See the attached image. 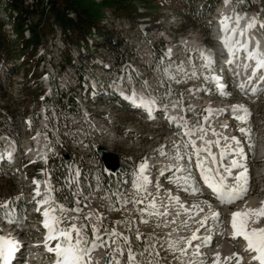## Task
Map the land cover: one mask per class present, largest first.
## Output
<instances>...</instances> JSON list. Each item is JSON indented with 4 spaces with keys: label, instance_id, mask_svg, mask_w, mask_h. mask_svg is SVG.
Returning <instances> with one entry per match:
<instances>
[{
    "label": "rangeland",
    "instance_id": "obj_1",
    "mask_svg": "<svg viewBox=\"0 0 264 264\" xmlns=\"http://www.w3.org/2000/svg\"><path fill=\"white\" fill-rule=\"evenodd\" d=\"M102 1L87 0L88 3L95 4L96 6H99ZM6 2L7 0L0 1V22H4V32L13 40L14 37L10 35L12 25L8 21L7 13L3 10ZM212 3L213 0H183L177 2L170 0L169 3L160 0L157 3L159 10L157 8L148 9L138 4V11L145 9L144 15L146 16L144 17L150 18L149 15L152 14L159 15L160 17L158 25H153L152 22H148L150 25L146 23L145 28L147 27L149 30L146 28L145 31L131 26L127 21L116 19L113 21L109 17V13L113 12L114 14V11L110 8L99 9L100 18L98 27L106 30L115 28L123 40L124 49H120L119 55L116 56L119 59L121 57L129 59V65H126L124 69L121 68V70L125 72L132 70L134 79H139L141 87L143 90H147L149 94L150 92L152 93L155 85L157 89V83L153 79L159 73L156 69L155 74L157 75L153 76L148 72L145 73L143 69L144 66L149 64L144 48V40L147 37H152L156 40L157 36L165 32L170 35L168 38L169 47L177 49L181 43V50L186 56H189L193 70L187 69L181 75L182 80L180 82L177 80L171 81L174 84L172 86L174 91L172 89V92L175 98L173 95L172 98L170 97L169 88H167L166 93H164V88H159L160 93L166 96L160 101L162 104H159L160 107L169 105L173 101L176 104L180 102L179 104L182 107L184 115L180 126L177 124L173 126L169 124L164 125L166 123L162 117L167 116L165 113H162L160 119H156L161 123V126L154 125L146 122V120L129 115L127 111L116 104H109L110 106L106 108H102V105L99 107L92 104V111H84L85 113L81 117H75L68 109L66 110L61 106L63 103L66 106V102H61L62 99L59 100L58 92L61 93L65 89L66 91L64 92L73 99L74 104L75 102L80 104L85 101L82 97L85 92L83 90L79 91L75 87L77 83L75 76H70V79L67 76L64 78L59 77V70L63 63L57 58L52 57L53 55L51 54L49 57L52 58L45 66L50 75L39 80L37 83L30 79L32 73H34L33 60L31 58L29 60L32 62V68L21 67L18 62H14V66L17 68L16 71L10 77L6 75L0 76V103L6 106L4 107V111L0 110V178L2 179L0 180V204L7 203V206L12 205L15 208L17 204H20L18 202H21L22 206L24 205L26 209L24 223L18 221L11 213L8 214L12 217L13 223L7 222V219L4 222L0 219L1 238L10 240L13 243H19L21 255L14 260V264H36L35 261L28 258L29 261H22V258H24L22 253L26 250L27 243L35 246V249L30 252L32 258L39 256L46 249L45 242L48 230L44 227L45 217L43 216V212L48 207L49 209L53 207L57 209L55 215L61 221L57 225L58 228L68 230L72 225H76L77 228L83 229L82 233L89 241L96 240V237H99L100 239L96 240L97 244L101 240L106 242L102 247H98L92 251L90 256H87L88 258H92L98 251H102L101 253L105 257V261L109 263V257L112 256V244L117 242L121 247V256L118 264L191 263L194 260L193 256H195V249L192 248V246L194 247L191 240L192 235L193 233L197 234L199 230H204L206 224L213 222L211 220L212 213L218 212L223 219L215 222L217 224L216 227H222L226 222H230V215L236 211V206H231L230 208L224 207L218 204L217 200H209L197 189L206 187H204L202 180L197 175V163H195L196 161L193 158L195 147L192 146L191 141L185 133L199 127H204L216 139L218 144L217 151L219 149V152L225 151L227 154H230L233 151L231 147H234L231 144L233 136L236 135L240 139L246 138L245 116L250 113L254 116V129L250 128L249 131L252 134L251 137H254L256 140L250 138L248 147L252 149L254 146V150H256L260 123L261 128H264V124H262L264 122V103L252 105L249 100H254L255 97L251 99L247 98L245 94L238 92L233 85L229 86V91L226 92L219 89L221 85L217 88L212 83L208 59L205 56H199L190 47L191 45H188V43H184V45L182 40L190 41L194 46L196 45L194 41H196L201 48L207 52L211 51L207 49L210 40H213L215 37L211 33L214 29L215 20L221 18L220 20L222 21L225 17L228 18L231 13L226 12V9L231 10L233 8L239 13L249 12L255 14L259 20H264V3L261 0H229L227 3L225 0H220L216 5ZM228 3L232 7L226 6ZM211 8L213 9L212 12H210ZM221 21V28H223ZM231 21L236 25L230 27L238 26L236 20L227 19L226 23L228 24ZM256 27L259 29L258 25ZM150 31H152V34L148 33ZM51 32L52 29L49 30L46 40L51 37ZM97 40V43H103L99 36ZM68 42L71 47H69L67 55L72 53V58L74 59V57H77L76 52L78 51H76L75 46L69 38ZM88 43L91 46V42L89 41ZM95 48L96 46L90 48L89 51L80 49L81 52L85 53V56L82 59L80 58L78 62L85 64L84 69H82L84 70V79L92 74L99 76L100 83H102L101 91H104L106 79L100 76L102 74L101 69L91 66L88 59H91L94 55H98L99 58H105L109 55L103 56L104 53L96 51ZM108 58L109 62H107L109 66H112L115 59L112 55ZM180 59L177 64L183 66V63L187 60L184 56H181ZM164 61L166 60L164 59ZM164 61L162 62L164 63ZM40 71L41 69L38 72L40 73ZM116 71V69H113L110 74L114 75ZM161 72L163 82L165 83V87H167L163 69ZM117 75L119 81L126 82L130 80L128 76H121L118 73ZM152 82L155 83L153 86L150 84ZM26 83L27 85H25ZM25 86H30L31 90L36 88L38 94L45 89V93L38 99L32 98ZM159 91L155 96L159 97ZM220 97L223 99L222 102H218L220 101ZM44 98H50V100L47 102ZM34 100L36 101L34 102ZM91 100L89 98L86 102ZM106 102L109 103L108 100ZM234 106L247 109V114L241 110L242 115H232L227 108L229 109ZM210 107L215 110L219 109V107H224L222 108V112H226V115H218L211 118L208 116L209 113L210 115L213 114ZM209 109L210 111H206ZM203 116L204 118L202 119ZM113 117L117 119L115 128L117 141L111 144L113 141H109L110 137L104 133L109 128H104L101 124L107 119L112 121ZM238 117H243L244 119L241 120ZM222 122H226L225 127L221 125L224 124ZM131 127H135L136 129L132 146L130 144L131 136L129 131ZM84 129L86 130L84 131ZM241 129L244 131H241ZM40 132L44 135L46 143L37 154L39 156L37 158L35 154H28L26 152V146L35 148L34 139ZM81 133L87 135L91 141L89 145L90 151H83L82 144L78 141L80 140ZM140 135H142V142L139 144ZM174 135L176 137L175 140H173ZM71 136H77V139H73ZM8 141H11L14 146L12 151L14 155L13 159L8 156ZM105 149L110 152L113 151L116 157L114 165L108 169H106L99 157V152ZM70 150H72V153L78 154L81 159V166L79 168L71 159L73 155L68 154ZM158 154L161 155L160 158H162L163 163L167 165L172 163L174 164L173 167H177V163L179 162L177 157H183L180 163L185 162L183 172L174 170L176 172L171 175L166 184H163L162 191L153 179H150V182L144 183L140 175H135V177L124 175L121 177L125 169L133 166V162L136 159L148 161L151 156V160L153 156L158 157ZM219 155L222 154L220 153ZM232 155H229L227 160L224 158L223 163L225 168H231L232 160H237V158H232ZM49 156L53 158L62 157L67 163L65 166L66 178L64 179V187L74 197V206L72 207L56 200L53 193V181L48 177V172L36 166L39 161L43 165L45 159ZM241 165H243L241 170L240 168H232V177L234 178L238 173L243 171V168L247 167V173L250 174L248 181L251 185V197H248V199H256L258 200L257 205H261L264 202V176H261L264 173V157H261V155L259 158L258 156L256 157L255 151L254 157L250 158L249 163L246 164L244 161ZM77 170L80 176L78 184L76 183L77 176L75 177ZM95 171H98L100 183H96L97 176H95ZM101 171L103 174L109 172L113 176L120 175L119 178L121 180L126 178L125 187L123 190H118V193L113 198L111 192L108 188L105 189L102 183L103 178L99 175ZM36 173L38 176H41L39 180L34 179ZM83 175L85 178L82 183L81 177ZM36 181L39 183L43 182V184L46 183L45 185H48L49 192L44 194V192L41 193L39 191L40 195L37 196ZM74 183L76 184L75 187H71ZM41 188L39 186V189ZM144 190L147 191L145 194ZM156 192H158L159 197L165 198V202L169 201L168 208L164 205L160 208V211H157L151 207V201L157 197ZM42 194L48 195L49 203H38V201L45 199ZM174 196H179L180 206H172L171 203H173L172 199L175 198ZM140 197H143V200ZM135 199L136 201H140V204L143 207L145 206V208H142V211L138 210L136 215H132L131 211H133L132 207ZM147 204H150V206L146 207ZM44 205H47V208ZM8 208L3 209L1 212H8ZM61 208L64 209L63 213L59 212ZM201 209L203 211H200ZM176 212L180 214L181 218L174 225L173 223L177 216L173 215V213ZM91 215H94L96 220L93 217L92 221ZM205 217L208 218L207 223L201 227L199 221ZM261 224L262 227L264 223L261 222ZM93 228L97 230L95 233L93 232ZM197 228L199 229L198 231ZM113 233L117 235L113 236ZM72 235L73 240H75V233ZM187 239L191 240L192 245L189 246L186 242L188 241ZM219 240L216 239L217 242ZM174 241L183 242L173 246L170 242ZM16 243H14L16 250L15 254H13L14 256L19 253L16 249L18 247ZM47 243L49 247H55L58 241L51 240ZM213 244H217L215 243V239L213 240ZM88 246L90 247L91 245L89 244ZM130 253L135 257V260H129ZM207 254L209 255L206 257L207 259L204 261V264H214L216 260L214 251L207 252ZM230 254L233 256V250H230L229 254L222 253L220 256L221 264H224L225 258L229 257ZM236 262L233 259L227 261V264H235Z\"/></svg>",
    "mask_w": 264,
    "mask_h": 264
},
{
    "label": "built area",
    "instance_id": "obj_2",
    "mask_svg": "<svg viewBox=\"0 0 264 264\" xmlns=\"http://www.w3.org/2000/svg\"><path fill=\"white\" fill-rule=\"evenodd\" d=\"M8 1V0H7ZM47 1V0H46ZM7 3V2H6ZM27 3H31L33 4V0H27ZM140 13L144 14L145 9H142L139 11ZM72 16V15H71ZM149 17H142L138 20L137 24H132V22H130L127 19H120L117 16H115L113 14V12L109 13V17H111L113 19V21L116 20H122V21H127L131 24V26H135L137 29H141L142 31H145V24L148 22H152L153 25H158L159 24V20L160 17L159 15L156 14H152L149 15ZM8 17V15H7ZM154 17L156 19H154ZM9 18V17H8ZM8 21L10 22V19H8ZM261 22H263V20H261ZM11 23V22H10ZM30 23V22H29ZM29 23H27L25 25V31H24V35L25 38L29 39L31 37L30 34V29H29ZM12 25V24H11ZM148 25H150L148 23ZM220 22H218L217 20H215V25H214V29L212 30V34L215 36L213 40H210L209 42V47L207 50H211L212 51V55H213V59H211L210 61L208 60V64H209V69L211 71V77H212V83L214 85H216L217 88L220 87L221 85V89L222 87H226L227 91H229V86H234L238 92L243 93L246 95L247 98L251 99L252 97H255L254 100H249L252 105H261L262 103H264V79L261 80V82L257 83V88L252 91H243V89H240V86L238 84L237 78L235 77V75L233 73H231V71L233 70L231 62H227V58L225 57V52L220 50V45H223L224 43H222L223 41V35L220 34V32H218L217 28L220 26ZM107 28V27H106ZM147 30H149V28H147ZM153 31V30H152ZM152 31L148 32L152 34ZM51 37L48 38L46 40L45 43H43L42 45L39 46L38 48V54L37 57H41V60L39 62L38 68L37 70L39 71V69H41L40 71V76L35 80V83H37L39 80L46 78L48 75H50L47 70L45 68L46 63L49 62V60H51L52 57L57 58L58 60L61 61V63H63L61 65V68L59 70V77L60 78H64V77H69V79L73 76H75V79L77 80V83L75 85V87L81 91L83 90L85 93L84 95H82L83 99L85 101H83L82 103H78V102H73V99L70 100V102L72 103V107L71 109H68L69 112L73 113V115L77 118L81 117L82 114H84L86 112H89L91 110V105H97V106H101L102 108H106L109 107L110 105L116 104L121 106L122 109H124L125 111L128 112L129 115H133L136 116L137 118L141 119V120H146V122H150V115L149 113H147V115H145L144 110H142L141 112H134L133 110H131V108H133L135 106V103L138 101V99H141V97L134 95V90L137 88H140L142 85H140V81L139 79H134V76L132 74V70L130 71H124L121 70L124 69L126 67V65H129L127 58L125 57H121L120 59L123 58L122 62H118L119 58L117 57L120 53V49H124L123 46V40L120 38L119 33L115 30V28L106 30L104 28L98 27V28H93L91 31V34L86 36L84 39L79 40L78 43H75L72 41V37L73 34L70 31H63L62 29H60V27L56 24H52V32H51ZM155 33V32H154ZM105 34H107V36H109L110 39V43H108L105 39ZM156 34V33H155ZM257 34L261 37L264 36V27L260 29V31H257ZM10 35H12L14 37V39L16 38L15 33L13 32V28H11V33ZM100 37V39H102L103 43H97V37ZM157 36V35H156ZM170 35H168L167 33H163L160 36H157L154 40L152 37H147L146 40H144L145 43V52L147 55V59L149 61V64H147L146 66L143 67V69L145 70V73H149L152 74L153 76L157 75L155 74V70L157 69V72L159 73L154 80L155 83H157V89H156V85L154 86V90L152 89V93L150 92V94L147 92V90H144V93L147 94V96L152 97L154 96L157 103L161 104L160 101L163 100L164 97H166L165 95H162L159 91V88H164V93H166L167 88L170 89L169 93L171 94V98L173 95L172 92V86L174 84L171 83V81H175L177 80L178 82H180L181 79V75L187 71V69L189 70H193L192 66H191V62H190V58L189 56L186 54H184L182 52V48H181V43L178 46L177 49H173V47H169L168 45V38ZM68 38L71 41V43L75 46L76 48V56L74 57V59L72 58V53H70L69 55H67V53L69 52V42H68ZM91 42V46L88 42ZM68 42V43H67ZM114 46L115 48H117V51L113 52L111 51V48L109 46ZM72 45V46H73ZM161 45H163L164 47V53L163 54H157V51H159V49H161ZM95 50L100 52V53H104L103 56H110L112 55L115 59V61H113L112 66H109V56L105 57V58H99L98 55H94V57H92L91 59L89 58V62L90 65L93 67H98L101 69L102 74L100 75L101 77H105L106 79V84H105V89L104 91H101V86L102 83H100V78L97 75H90L88 78L84 79V67L85 64L82 62H78V60L82 57L85 56V53L81 52V50H88L92 47H95ZM203 47V46H202ZM205 48V47H204ZM81 49V50H80ZM155 52V53H154ZM53 55L52 57H49V55ZM229 54V53H228ZM117 55V56H116ZM181 56H184L185 59L187 61H185L187 63V65H185V62L183 63V66H181L180 64L178 65V61L181 60ZM53 58V59H55ZM164 59L166 61H164ZM250 60V59H249ZM256 59H252L251 61H255ZM108 61V62H107ZM164 61V63L162 62ZM15 63L18 62V64L20 63L19 60L14 61ZM13 63H7L4 65H0V76H9L10 70L11 68L15 65ZM162 62V63H161ZM108 63V64H106ZM230 67H226V65H228ZM185 65V66H184ZM129 67V66H128ZM167 68V69H166ZM116 69L117 71L115 72L116 74L111 75L110 72ZM163 69L164 73H165V81L167 84V87H165V83L163 82V78L161 76L162 72L161 70ZM53 71V69H52ZM74 71V72H73ZM118 74H120L121 76H128V79H130L129 81H119V77ZM233 75V76H232ZM71 76V77H70ZM264 78V75H263ZM66 83V82H65ZM155 83H150L151 86H153ZM66 85V84H65ZM115 85H119L118 88H115ZM62 87V86H61ZM43 89V88H42ZM63 89V88H62ZM168 89V90H169ZM215 89V88H214ZM64 91H66L65 89H63V91L61 93H63ZM159 91L160 95L155 96V94ZM174 91V89H173ZM44 95L45 93V89L42 90ZM41 96V97H42ZM81 97V99H82ZM91 98V101H87V99ZM110 97V98H109ZM173 97L175 98V95H173ZM121 98V99H120ZM125 98H133L134 102H132L131 104H126L123 102V99ZM47 100V102L50 100V98H44ZM108 100L109 103H107L106 101ZM176 100V99H175ZM36 100H34L35 102ZM223 99L220 97V101L218 102H222ZM51 102V101H50ZM64 102H66V106H68V102L66 101V99L64 100ZM94 102V103H93ZM175 102V101H173ZM172 103V102H171ZM180 103V102H179ZM110 104V105H109ZM90 105V106H89ZM162 105V104H161ZM180 105V104H179ZM251 105V106H252ZM254 107V106H253ZM182 108V107H181ZM222 108L224 107H219V109H213L212 107H210L211 109V113L213 111V114L210 115V113L208 114L209 117H217L218 115L220 116H224L226 115V112H222ZM227 110L233 115L232 110H230V108ZM258 110V108H257ZM92 111V110H91ZM114 114V113H111ZM156 113H154L153 115H155ZM162 117L161 114L157 115V118L160 119ZM163 121H165L166 124L164 125H176L174 124L167 116H164V118L162 117ZM162 121V120H160ZM245 122H246V138L245 139H240L238 138L236 135H234L233 132V138L231 140V144L234 145V147L237 148L236 153H230V155H232V158H237L238 161H240V164L243 163L244 161L247 163H249V160L251 157H254V152L256 151V157L258 156V158L260 157H264V128H261V123L259 125L258 128V142H257V147L256 150L252 151L253 149L248 147L250 138H252L250 135V128L254 129V116H252V114L248 113L245 116ZM181 123V122H180ZM224 124H221L223 127H225L226 122H222ZM116 124H117V119L113 117V120H106L105 122H102V126L105 128L107 127V131L104 132L105 134H107V136H109L110 140L109 141H113L111 142V144L115 143L117 141V135H116ZM262 124H264V122H262ZM158 126V125H157ZM159 126H161V123L159 124ZM200 128V127H199ZM130 144L132 146V141L134 140V135H136V129L135 127H131L130 128ZM86 129H84L85 131ZM183 130L185 131V129L183 128ZM103 133V132H102ZM73 139H77V136H71ZM114 137V138H113ZM142 135H140L139 137V144L142 142ZM176 137L174 135V139L175 140ZM137 140V139H135ZM80 144H82L83 147V151H90L89 150V145H90V140L87 137V135H84L81 133L80 136V140H78ZM46 143V142H45ZM106 150V149H105ZM233 150V148H232ZM242 150V154H238L240 153ZM110 152V151H108ZM113 154H115L113 151L111 152ZM72 156V161L73 163L76 164V166L79 168L81 166V159L79 158L78 154H75L74 152L72 153V150L69 151V153ZM177 155V154H176ZM37 156V155H36ZM152 157V156H151ZM151 157L148 159V161H145L143 159H136L133 163V166H130L129 168L125 169V171L121 174V177H123L124 175L129 176V177H135V175H142L143 177L147 178V182H150V179H153L155 182H157L158 187L161 189V191L163 190V184H166L167 181L169 180V178L171 177V175L173 173H175L176 171H164V167L165 163L162 162V158L161 155L158 154L157 156H153V159L151 160ZM62 158V157H61ZM47 159V158H46ZM46 159H45V163L46 164ZM228 158H226L227 160ZM144 163L146 164V168L144 170V172L141 174L139 172L140 169V165ZM245 164V163H244ZM105 166V165H104ZM106 167V166H105ZM106 169H108L106 167ZM151 172V175H150ZM77 176L76 180H77V184H78V179L80 178L79 176V172L77 170V172H75ZM99 175H101V177H106L111 175V173H105L103 174L102 171L99 172ZM95 176H97L96 178V183H100V179L98 177V171H95ZM43 177V176H42ZM48 177H50L48 175ZM120 177V175H119ZM66 178V176H65ZM64 178V179H65ZM82 178V177H81ZM83 178H85V176L83 175ZM102 180V179H101ZM121 180V179H120ZM125 180L126 178H124L123 180H121V186H119L118 188H116L111 192L112 198L116 195V193H118V190H123V188L125 187ZM43 182H40V184H42ZM65 183V180H64ZM46 184V183H45ZM75 183L73 185V187H75ZM50 187V185H49ZM51 189V187H50ZM106 189V187H105ZM52 192V189H51ZM144 190V194H145ZM44 193H47L46 191ZM157 197L151 201V205L154 203L155 207L153 209L160 211V208L163 207L164 205L167 206V208L169 207V201L165 202V198L164 197H159L158 192H156ZM155 194V195H156ZM43 195V194H42ZM152 195H154L152 193ZM48 195H43V197H47ZM174 197H178L179 196H174ZM206 197V196H205ZM141 200H143V197H140ZM207 198V197H206ZM138 201V200H137ZM136 199L134 200L133 203V207L131 213L132 215H136V213L138 212V210L142 211V208H145V206L143 207L142 204L137 203ZM150 204H147L146 207H149ZM141 208V209H140ZM240 254L242 251H240ZM257 264V263H255Z\"/></svg>",
    "mask_w": 264,
    "mask_h": 264
},
{
    "label": "bare ground",
    "instance_id": "obj_3",
    "mask_svg": "<svg viewBox=\"0 0 264 264\" xmlns=\"http://www.w3.org/2000/svg\"><path fill=\"white\" fill-rule=\"evenodd\" d=\"M227 5L232 7V5H230L229 3L226 4V6ZM226 12L231 13L230 16L228 17V20L229 19L230 20H236V22H237V17H239V23L237 24L238 25L237 27H230V26H235L236 24L232 23V21L230 23L228 22L227 28L228 27L229 28H228L227 33H225L224 31L222 33L223 39H224L225 35L233 38V50L231 53L227 54V56L231 62L230 65H232L231 68H233L231 73H233L235 75V77L237 78L240 89H243V91L252 92L257 88L256 87L257 83L261 82V80L264 79L263 78L264 68L257 69L256 68V60L251 61L252 59L249 60V58H248V52H258L259 58L264 59V36L261 37L258 34H256V32H255L256 29L254 28L255 27L254 23L258 20V17L255 14H252L249 12L248 13H244V12L239 13L238 11L234 10L233 8H231V10L226 9ZM233 29L235 30V34H233ZM194 42L196 44L195 46L190 41L182 40L183 44L188 43V45H191L190 47H192L193 50L195 51V53H198L199 56H205L209 61L214 58L212 55L213 54L212 51L207 52L205 49L201 48L197 44L196 41H194ZM196 46H198V47H196ZM245 46H246L247 50H245ZM243 52L245 53V55H243ZM253 59H255V58H253ZM185 65H187V63ZM227 66L230 67L228 64L225 66V68ZM241 85H243V87H241ZM114 87L118 88L119 85H115ZM133 93H134V95L141 97V99H138L137 104L140 105L141 108H143L144 110H146L149 113V115L151 116L150 120H149L150 123H152L154 125L160 124V122H158L156 120V119H158L156 117V114L153 115L155 110L164 111L165 114L167 115V117L172 122H174L175 124H179L180 122H182L184 115H183V111H182L179 103L176 104L175 102H173L169 105H163L162 107H160V105H159V103H157L155 97L147 96V94L144 93V90L142 87L135 89ZM142 102H148L147 106H145V103H142ZM230 110H232V113L234 115H242L243 114L241 111L234 110V107H231ZM171 118H175V119H171ZM188 132L192 133V135H187L189 140L191 141V143H193V142L195 143V149H194V154H193V158L196 161L195 163H197V157L195 155L196 149H207L208 151H201L200 152V159L204 160L209 167H214V168L218 169L219 175H223V176L227 177L226 183L229 186L235 185L236 182L233 179L232 175L228 176V174L224 171L225 165L223 163V159L229 157L230 154H227V152H225V151L219 152V149L217 151L218 144L216 142V139H214L212 137V135L208 132V130L206 128L200 127V128L194 129V130H190ZM45 142H46V139H45L44 135H42L41 132L38 133L34 139L35 148H32L31 146H26V152L28 154L37 155L42 150ZM7 146H8V156H9V158L13 159L14 155H13L12 151H13L14 146H13L12 142L8 141ZM231 148H233V151H231V153L232 154L236 153L237 148L236 147L235 148L231 147ZM209 151L211 152V156H214L216 158V164L215 165L211 164V157L209 156ZM220 153L222 155H219ZM223 154H225V155H223ZM177 160L179 161L177 163V167H173L174 164L169 163L168 165H165L164 171L169 172V171L177 170L178 172H183V170H184L183 167H184L185 162L180 163V162H182L181 159L177 158ZM239 163H240V161H239ZM197 169H198L199 176L201 177L202 181L204 182L205 186L207 187L208 185L205 183V181L201 175V170L198 166H197ZM240 170H241V168H240ZM243 171H245V168H243ZM261 176H264V175L262 174ZM214 178L218 179V176H216ZM248 178H249V176L247 175V179ZM39 186L42 187L41 189H39V191L41 193L45 192V191L47 193L49 192L48 185H45L42 183ZM247 187L249 189L247 194L242 199L236 200L231 204L222 202L221 199L219 198L218 194L215 192L217 194V197H216L217 198L216 200L218 201L217 203L224 206V207H227V208H230L231 206H234V207L236 206L235 212L245 211L246 209H249V208L258 209L261 206V205H257L258 200L252 199V198L248 199V197H251V193H250L251 192V185H250L249 181L247 183ZM172 202L173 203H171V204L173 207L175 205H179V206L181 205V202L178 199V197L173 198ZM177 203H179V204H177ZM44 207L47 208V205H44ZM173 215L177 216L174 223H173L175 225V222L179 218H181V216L178 212L173 213ZM178 216H180V217H178ZM93 217H95V216L94 215L90 216L91 220ZM184 217H186V216H184ZM231 218H232V214L230 215V222L226 226L231 227ZM220 219H221V215H219V219H216V220L211 219L213 222L206 224V226L204 227L205 229L203 228L204 230H202V231L199 230V232L196 234V236L198 238L195 240H192V244L194 245V247L192 246V248L195 249V256H193L194 260L191 263H187V264H204V261H206V259H207L206 257L209 255V254H207V252H213L214 251V253L216 255H217V253H219V256H221L222 253H228L229 254L230 250H233L232 247L234 244H236V245L238 244V246H242V247L245 244L244 246H246V247H244L245 250H243V251H244V253L248 251L247 241H245L243 237L233 238V229L232 228L229 230V233L223 232L222 235H220L221 237H220V240L217 242V244H215V245L213 244V240H214L213 236L215 234L216 225H217L215 222H218ZM95 220H96V217H95ZM259 222L255 223V224L249 223L248 228L251 229L250 226H252V228H264V225L261 227V225H262L261 222L264 223V217H261ZM182 224H185V223H182ZM0 238H1V236H0ZM207 238H210V239H207ZM15 251L16 250H14V254H15ZM111 251H112L111 252L112 256L109 257L110 258L109 263H107L105 261V257H103V254L101 253L102 251H100V252L98 251L97 254L92 258H88L86 256L84 259V264H118L120 256H121V247L119 246V244L117 242H114L112 244ZM247 254L256 255L258 253L255 252L254 250H250V251H248ZM231 256L232 255L230 254L229 257H231ZM255 263L261 264V262L258 259L252 260L250 262V264H255ZM2 264H4V263H2ZM239 264H248V263L242 260L239 262Z\"/></svg>",
    "mask_w": 264,
    "mask_h": 264
},
{
    "label": "trees",
    "instance_id": "obj_4",
    "mask_svg": "<svg viewBox=\"0 0 264 264\" xmlns=\"http://www.w3.org/2000/svg\"><path fill=\"white\" fill-rule=\"evenodd\" d=\"M1 1V0H0ZM160 0H103L99 6L88 3L87 0H33V4L29 5L27 0H8L3 10L9 16V19L13 32L16 35L15 39H10L6 32H4V22H0V63H10L17 59H22L20 64L21 67H28L32 62L29 58L34 61L37 49L42 45L48 35L49 30L52 29V24H56L65 31H70L73 34L72 41L78 43L79 40L84 39L86 36L91 34L93 28H98L99 25V9L110 8L114 11V14L121 19H127L132 24H137L138 20L146 15L140 13L137 10V5H142L148 9L157 8L159 10L158 2ZM170 2V0H164ZM183 1V0H172ZM219 0H213L214 5L218 4ZM264 3V0H261ZM72 15V16H71ZM35 19V20H34ZM154 19H156L154 17ZM30 22V23H29ZM29 23V29L31 37L25 38L24 31L25 25ZM105 39L110 43L109 36L105 34ZM111 51H117L114 46H109ZM161 49L157 51V54L164 53V47L161 45ZM42 56L36 58V64L33 65L34 73L30 76V79H37L39 76L37 68L35 67L41 60ZM119 59L118 62H122ZM28 68H32L31 66ZM14 66L9 73L11 74L16 71ZM27 85V83L25 84ZM33 98H38L41 93L38 94L35 89L31 90L30 86H25ZM59 100L61 102H68V106L61 104L64 109H71L72 103L71 98L65 92H58ZM4 107L0 103V110L4 111ZM66 162L61 157L49 156V162L45 167V170L51 176L53 186L55 190V197L58 201L65 203L72 207L74 206V198L64 187V178L66 176ZM37 168L42 167L40 161L36 164ZM0 180H2L0 178ZM84 178H81L83 183ZM102 183L109 191H113L118 186H121V180L119 175H109L103 177ZM73 187V186H71ZM15 208L12 205L8 207V213H11L18 221L25 220V206L18 202ZM3 209H0V213ZM0 219L5 221V218L0 215Z\"/></svg>",
    "mask_w": 264,
    "mask_h": 264
},
{
    "label": "snow or ice",
    "instance_id": "obj_5",
    "mask_svg": "<svg viewBox=\"0 0 264 264\" xmlns=\"http://www.w3.org/2000/svg\"><path fill=\"white\" fill-rule=\"evenodd\" d=\"M225 2H229V0H225ZM227 17L221 21L223 25V31L227 33ZM239 23V17H237V24ZM233 34H235V30L233 29ZM222 43H224L225 47L228 48L229 52L231 53L233 50V38L225 35ZM245 50L246 46H245ZM249 59H256V68L262 69L264 68V59L259 58L258 52H248ZM247 67V66H246ZM243 87V85H241ZM145 103L147 106L148 102ZM234 110L236 111H244L247 114V109H242L240 106H234ZM206 111H210L206 110ZM175 119V118H171ZM238 119L243 120V117H238ZM241 131H244L241 129ZM185 135H192L191 132H186ZM187 146V145H185ZM192 146L195 147V143H192ZM201 151H208L207 149H196L195 155L197 157V166L201 170V175L208 185L209 188L213 189L221 199L222 202L225 203H233L236 200L242 199L247 192L249 191L247 187L248 179H247V171H242L238 173L233 179L235 180V185L229 186L226 183L227 177L223 175H219V170L214 167H209L204 160L200 159V152ZM242 154V150L240 153ZM209 156L211 157V164H216V158L211 156V152L209 151ZM178 159H182L183 157H177ZM243 165L239 163L237 160H232L231 168H225V172L228 176L232 175V168H241ZM146 168V164L142 163L140 165L139 172L142 174ZM218 176V179L214 177ZM141 180L144 183H147V178L141 175ZM37 184V191L36 195L39 196V182H35ZM139 183V182H138ZM50 200L48 197H45L44 200L38 201L40 204H47ZM140 203V201H137ZM7 203L0 204V209H7ZM151 207H155L153 203ZM64 209H59L60 213H63ZM200 211H203L201 209ZM57 209L55 207L45 210L43 212V216L45 217L44 220V227L48 230V235L45 242V248L49 252H54L57 259L55 264H84V259L86 256H90L91 252L94 251L98 247H102L106 242L101 240L99 244L96 243V240H99V237H96V240L89 241L85 235L82 234V230L77 228L76 225H72L68 230H64L62 228H58L57 225L61 223V221L57 218L55 213ZM7 222L13 223L12 217L8 214L7 211L0 213ZM219 213L213 212L212 219L216 220L219 219ZM264 217V202H262L261 206L258 209H246L245 211H237L232 213L231 218V228L233 229V238L235 237H243L245 241H247V249L254 250L259 255L256 257L261 264H264V228H248L249 223H258ZM207 217L200 220L199 223L201 227H203L207 223ZM199 229H197L198 231ZM97 230L93 228V232L95 233ZM73 233H75V240H73ZM117 235L113 233V236ZM139 238V237H138ZM198 237L195 233H193L191 240H195ZM210 239V238H207ZM57 240L58 243L55 247H49L48 241ZM126 240V238H125ZM191 240L186 241L189 245H191ZM183 241H174L170 242L175 246L177 243H182ZM91 245L90 247L88 245ZM13 242L7 239L0 238V258L7 259V257L13 251ZM183 251V250H182ZM235 259L237 264H239V256L238 254H233L231 257H226L224 264H227V261ZM129 260H135V257L129 254ZM214 264H221L219 253L216 255V260Z\"/></svg>",
    "mask_w": 264,
    "mask_h": 264
},
{
    "label": "water",
    "instance_id": "obj_6",
    "mask_svg": "<svg viewBox=\"0 0 264 264\" xmlns=\"http://www.w3.org/2000/svg\"><path fill=\"white\" fill-rule=\"evenodd\" d=\"M99 155L107 167H112L114 165L115 158L112 153H109L106 150H101Z\"/></svg>",
    "mask_w": 264,
    "mask_h": 264
}]
</instances>
